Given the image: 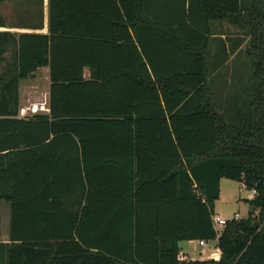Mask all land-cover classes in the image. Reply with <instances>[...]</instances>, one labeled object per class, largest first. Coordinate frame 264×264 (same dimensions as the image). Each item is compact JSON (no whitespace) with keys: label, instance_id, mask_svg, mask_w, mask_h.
Returning <instances> with one entry per match:
<instances>
[{"label":"trees","instance_id":"trees-1","mask_svg":"<svg viewBox=\"0 0 264 264\" xmlns=\"http://www.w3.org/2000/svg\"><path fill=\"white\" fill-rule=\"evenodd\" d=\"M24 1L33 21L0 14V264H264V0H48L47 31ZM224 22L259 54L226 96ZM45 66L50 112L21 117ZM223 177L256 194L219 230ZM199 239L219 251L181 259Z\"/></svg>","mask_w":264,"mask_h":264},{"label":"rangeland","instance_id":"rangeland-1","mask_svg":"<svg viewBox=\"0 0 264 264\" xmlns=\"http://www.w3.org/2000/svg\"><path fill=\"white\" fill-rule=\"evenodd\" d=\"M48 3V0H47ZM46 4V0H45ZM28 2L24 0H8L0 4V14H2L7 23L18 25L20 23H28L35 19L34 11L28 9ZM47 6V5H45ZM34 10V9H33ZM48 10L45 7V13ZM47 14V13H46ZM47 24V22H45ZM216 32H223L227 37L236 38L242 42L237 52L229 57L226 68L214 76L213 86L221 90L226 96L229 91H238L242 85L251 81L252 61L259 59V54L251 47V35L247 31H242L239 27L224 22L219 27H215ZM232 41L229 40V45ZM262 47V48H261ZM260 48L264 52V44ZM261 52V50H260ZM48 77L43 74H35L21 83V90L24 99L34 102L38 96L40 98L47 96ZM253 196V191L248 189L244 183L223 177L220 181V193L215 201V213L221 215L225 219L233 217H247L249 213L248 199ZM10 203L3 199L1 201V232L0 241L9 240V222H10ZM222 230V227H219ZM181 252L189 251V256L196 259H206L216 253V241H210L205 252H201V247L197 240L181 241L179 243Z\"/></svg>","mask_w":264,"mask_h":264},{"label":"built area","instance_id":"built-area-1","mask_svg":"<svg viewBox=\"0 0 264 264\" xmlns=\"http://www.w3.org/2000/svg\"><path fill=\"white\" fill-rule=\"evenodd\" d=\"M20 112L23 113V115H25V116H27L29 114H32V113H35V112H46V113H49L50 112L49 101L48 100H43V101H40V102H29L28 105L20 108ZM252 191H253V196L252 197H254V195L256 194V190L253 189ZM236 218H239V217H236ZM227 221H228V219L223 218L219 214L215 213L213 215L214 225L218 229H219V227H223L224 225H226ZM197 241H198L199 246L201 247V252L202 253L205 252L206 251V247L208 246L210 241H207L205 239H199ZM212 248L216 249V252L219 251L217 246L216 247L214 246Z\"/></svg>","mask_w":264,"mask_h":264},{"label":"crops","instance_id":"crops-1","mask_svg":"<svg viewBox=\"0 0 264 264\" xmlns=\"http://www.w3.org/2000/svg\"><path fill=\"white\" fill-rule=\"evenodd\" d=\"M46 5H47V0H46ZM46 9H47V6H46ZM46 13H48V10H46ZM45 13V14H46ZM45 22H47L48 23V15L46 14L45 15ZM219 27L220 26V24L218 23V24H215V26L214 27ZM0 29H6V27H0ZM24 30H26V29H24ZM44 31H47V24H45V28H44ZM219 32V31H218ZM220 35H218V36H220V37H222V38H227V36H226V34H224L223 32H220L219 33ZM227 40V39H226ZM229 45V40H227V46ZM43 74L44 76H47L48 77V90L46 91L47 92V96H45V97H41L40 98V96H38L37 98H36V100L34 101V102H40V101H43V100H48L49 101V92H50V76H49V67L48 66H45V67H41L40 69H38L36 72H35V74ZM89 73H90V71H89V69L88 68H86V70H85V76H89ZM20 91H21V108L22 107H24V106H26V105H28L29 104V102L30 101H27L26 102V100L24 99V97H23V95H22V90H21V86H20ZM20 116L21 117H24L25 115H23V113H21L20 112ZM9 225H10V223H9ZM189 241H192V240H189ZM196 241V240H195ZM197 243H198V241H197ZM199 245V244H198ZM191 257L189 256V251H186V252H181V259H190ZM191 259H196V258H191Z\"/></svg>","mask_w":264,"mask_h":264}]
</instances>
